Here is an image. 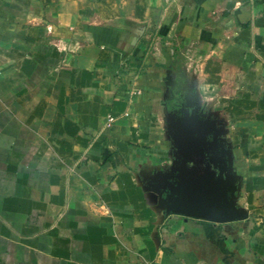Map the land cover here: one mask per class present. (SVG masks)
Segmentation results:
<instances>
[{
    "label": "crops",
    "instance_id": "crops-1",
    "mask_svg": "<svg viewBox=\"0 0 264 264\" xmlns=\"http://www.w3.org/2000/svg\"><path fill=\"white\" fill-rule=\"evenodd\" d=\"M0 86V264H264V0H0ZM191 129L240 220L170 212Z\"/></svg>",
    "mask_w": 264,
    "mask_h": 264
},
{
    "label": "water",
    "instance_id": "water-1",
    "mask_svg": "<svg viewBox=\"0 0 264 264\" xmlns=\"http://www.w3.org/2000/svg\"><path fill=\"white\" fill-rule=\"evenodd\" d=\"M169 210L185 219L228 223L243 218L229 207L222 155L215 140L191 129L177 150L169 184Z\"/></svg>",
    "mask_w": 264,
    "mask_h": 264
},
{
    "label": "rangeland",
    "instance_id": "rangeland-1",
    "mask_svg": "<svg viewBox=\"0 0 264 264\" xmlns=\"http://www.w3.org/2000/svg\"><path fill=\"white\" fill-rule=\"evenodd\" d=\"M32 79V78H31ZM31 79H28V81H31V84H26L25 85V89H29V90H31L32 91V89H31V87H32V80ZM1 87V86H0ZM14 87V90L16 89V86L14 85L13 86ZM1 89V88H0ZM0 106H1V104H0ZM1 151V150H0Z\"/></svg>",
    "mask_w": 264,
    "mask_h": 264
}]
</instances>
